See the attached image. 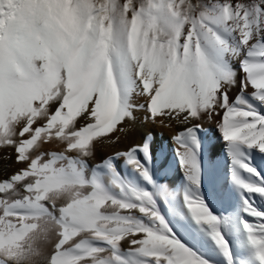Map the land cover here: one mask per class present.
<instances>
[{
  "label": "snow or ice",
  "instance_id": "obj_1",
  "mask_svg": "<svg viewBox=\"0 0 264 264\" xmlns=\"http://www.w3.org/2000/svg\"><path fill=\"white\" fill-rule=\"evenodd\" d=\"M0 153V264H264V0H0Z\"/></svg>",
  "mask_w": 264,
  "mask_h": 264
},
{
  "label": "bare ground",
  "instance_id": "obj_2",
  "mask_svg": "<svg viewBox=\"0 0 264 264\" xmlns=\"http://www.w3.org/2000/svg\"><path fill=\"white\" fill-rule=\"evenodd\" d=\"M144 115L145 113L138 112L137 116L140 117L141 120H139L135 125L126 126V127H130L134 129L127 136H124L121 133H117V135H121V140L119 142H117L115 145L106 146V147L99 149L97 153L96 162H99V159L101 157L112 155L115 151L127 150L130 146L141 143L145 134H150L153 138V141H154L153 147H154V150L157 152V154H159V151L161 148L166 149V153H167L166 159L159 160V164H162L165 167L171 165L176 172L175 176H173L174 172H172L169 175L168 182L172 184L179 183L180 171L178 167L177 169L175 168L176 166L175 157H174L173 151L167 149L168 147L167 144L171 143V141H173V137L179 131L183 130L182 126L177 125L174 122L172 123V126L170 127L165 126V124H167L168 121L165 120L164 123H161L160 121L164 119L162 117L158 118L156 123H152L151 121L145 122L142 119ZM203 124L204 126H206V130H208L209 132L207 140H209V142L211 141L213 145L210 150V153L222 156L223 150L221 149V146L223 144V141L220 139V134L216 131L215 121L208 122L207 120H205L203 121ZM163 146H166V147H163ZM53 150L60 151L62 149L56 146H53ZM0 155H3V153H0ZM14 160H15V153H12L11 166L8 167L7 171L5 172L4 161L0 159V178H6L7 175L12 174L18 167H22V165L15 164ZM223 176H224V173L222 174V177Z\"/></svg>",
  "mask_w": 264,
  "mask_h": 264
},
{
  "label": "rangeland",
  "instance_id": "obj_3",
  "mask_svg": "<svg viewBox=\"0 0 264 264\" xmlns=\"http://www.w3.org/2000/svg\"><path fill=\"white\" fill-rule=\"evenodd\" d=\"M204 128L206 129V126H204ZM173 141H171V143H169V144H167V149H169V150H173V148L175 147V145L172 143ZM173 145V146H172ZM212 142L210 141L209 142V140H207V148H208V151L210 152V150H211V148H212ZM161 147V146H160ZM163 147H166V146H163ZM172 147V148H171ZM221 149L223 150V144H222V146H221ZM222 153H223V151H222ZM255 163L258 165V166H260L261 168H264V157H261V156H257L256 157V160H255ZM175 165H176V163H175ZM177 165L175 166V168L177 169ZM174 172V175L173 176H175V174H176V172H175V170L173 171ZM224 173V176L222 177V179L223 180H227V178H228V168H227V165H225L224 166V168L222 169V174Z\"/></svg>",
  "mask_w": 264,
  "mask_h": 264
}]
</instances>
